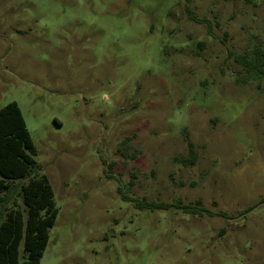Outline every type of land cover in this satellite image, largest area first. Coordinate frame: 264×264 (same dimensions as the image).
<instances>
[{
	"label": "rangeland",
	"instance_id": "1",
	"mask_svg": "<svg viewBox=\"0 0 264 264\" xmlns=\"http://www.w3.org/2000/svg\"><path fill=\"white\" fill-rule=\"evenodd\" d=\"M255 47L264 0H0V108L57 208L39 264H264V80L235 60Z\"/></svg>",
	"mask_w": 264,
	"mask_h": 264
},
{
	"label": "trees",
	"instance_id": "2",
	"mask_svg": "<svg viewBox=\"0 0 264 264\" xmlns=\"http://www.w3.org/2000/svg\"><path fill=\"white\" fill-rule=\"evenodd\" d=\"M190 2V0H186ZM186 13L195 23H206L199 19L188 6ZM249 58L235 56L243 68L239 84L264 80V53L255 47ZM128 138L123 140V144ZM188 155L179 160L183 165H192L195 153L187 143ZM34 147L15 102L0 108V264H39L47 244L48 231L53 226L57 208L53 193L45 176L38 174L33 159ZM139 210L177 209L186 214L209 217H226L199 206L146 201L131 198Z\"/></svg>",
	"mask_w": 264,
	"mask_h": 264
}]
</instances>
